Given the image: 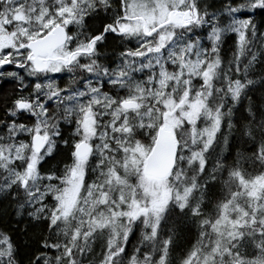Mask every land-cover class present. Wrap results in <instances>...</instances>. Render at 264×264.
Wrapping results in <instances>:
<instances>
[{
    "label": "snow or ice",
    "instance_id": "snow-or-ice-1",
    "mask_svg": "<svg viewBox=\"0 0 264 264\" xmlns=\"http://www.w3.org/2000/svg\"><path fill=\"white\" fill-rule=\"evenodd\" d=\"M261 56L264 0H0V264H264Z\"/></svg>",
    "mask_w": 264,
    "mask_h": 264
},
{
    "label": "trees",
    "instance_id": "trees-1",
    "mask_svg": "<svg viewBox=\"0 0 264 264\" xmlns=\"http://www.w3.org/2000/svg\"><path fill=\"white\" fill-rule=\"evenodd\" d=\"M226 51L223 53L225 62L231 57L232 52L235 50V37L234 36H230L227 40L226 43L224 45ZM261 63L256 65V70L251 73L252 78H257L262 72H264V56H261ZM9 70H13L9 67ZM66 81V80H65ZM65 81H61V86L63 87L65 84ZM13 85L11 83H6L3 85H0V96L5 95L6 93L10 92L12 89ZM260 89L257 88L256 90H254L253 92L249 93L253 100L259 104L260 103ZM244 106L242 108H238L235 112V115L233 117L234 123L236 124V128L239 129L242 127V125L244 123L247 122V120L245 119L247 117V112L245 111V108L247 106V101L244 102ZM66 130H65V136L69 135L71 128L68 126H65ZM230 143L235 145L234 148L231 149V151L234 153L236 148H240L242 150H249V145L247 143L244 142V140L239 139V132L234 130L233 131V135L230 138ZM67 155L66 152H64L63 150V146H61V154L58 155L56 157V159L51 160L49 162V164L45 165L46 168H52L53 166H55L57 163H59L60 161H62L64 159V157ZM70 162V161H68ZM61 167L63 166L62 164L60 165ZM5 205H0V207H4ZM22 227V226H21ZM195 242V236H194V230H193V234L191 236V243ZM21 243H23V241L21 240ZM133 243H135V241H133ZM188 243V241L181 239L180 244L182 245V247H179L177 249V252L174 253V255H179L180 253L183 252L184 248L183 246H186ZM97 251H99V248L97 247Z\"/></svg>",
    "mask_w": 264,
    "mask_h": 264
},
{
    "label": "flooded vegetation",
    "instance_id": "flooded-vegetation-1",
    "mask_svg": "<svg viewBox=\"0 0 264 264\" xmlns=\"http://www.w3.org/2000/svg\"><path fill=\"white\" fill-rule=\"evenodd\" d=\"M67 78H65V80H66Z\"/></svg>",
    "mask_w": 264,
    "mask_h": 264
}]
</instances>
